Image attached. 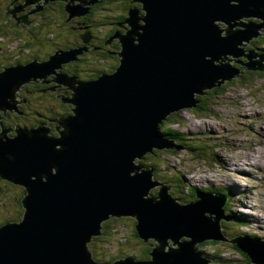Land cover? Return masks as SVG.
<instances>
[{
  "label": "water",
  "instance_id": "1",
  "mask_svg": "<svg viewBox=\"0 0 264 264\" xmlns=\"http://www.w3.org/2000/svg\"><path fill=\"white\" fill-rule=\"evenodd\" d=\"M63 1L74 16L97 3ZM132 2L140 9L128 8L129 28L114 34L119 65L76 86L73 113L63 118L58 136L38 130L13 138L0 134V177L27 192L20 220L0 226V264H100L89 244L111 218H132L150 250L145 260L124 257L107 264H208L197 248L206 241H229L249 264H264V241L227 240L222 233L225 197L197 191L195 201L182 202L139 163L152 152L147 150L174 148L159 133L163 120L193 107V93L217 88L240 72L229 56L247 60L239 46L264 31V0ZM71 50L0 72L1 109L12 108L19 84L79 53ZM257 62L261 70L264 57ZM237 63L246 71L257 68Z\"/></svg>",
  "mask_w": 264,
  "mask_h": 264
},
{
  "label": "rangeland",
  "instance_id": "2",
  "mask_svg": "<svg viewBox=\"0 0 264 264\" xmlns=\"http://www.w3.org/2000/svg\"><path fill=\"white\" fill-rule=\"evenodd\" d=\"M9 1L10 0H2L0 7L2 5L4 6L5 2ZM42 1L49 0L35 1L36 5H34L33 8V12H35L34 16L29 17L30 14H27L25 10L27 7L34 4V2H31L23 6L22 12L26 17H22L15 21L14 27L5 24L9 29L5 28L4 31L1 30V72L11 69L10 67L14 65V62H18V65H23L25 63V61L22 63L23 59L27 58L32 53H40L42 45L46 46L50 54L56 56L60 54L61 50L69 51L65 50L67 47L64 48L63 44H66V41L70 38L69 36L65 38V34L62 31L65 29L64 27H66V24L70 25V23H72V25L76 24L77 26H83V24H77L78 21H81V18H86L89 21V26L91 27H87L86 30L90 31L92 35L95 36L92 38V43L96 42L97 38L103 37L105 39V32L110 31V33H112V30L116 27L114 24L113 29H108L118 16L117 12L119 13L120 4L117 3L114 4V6L112 4L99 5L103 0H97L96 5L92 6L90 10L88 9V13L85 15L74 16L69 14V18L66 15L61 17V19H56L54 22H48L51 23L49 36H41L43 29L38 26L41 24L40 20H45V18L42 17V13H44L49 5ZM50 2L65 3V8L67 5V2L63 0H50ZM11 3L16 5V0ZM73 4H78V1H72V6ZM133 4H136V2H132V5ZM10 14L7 11L4 13L5 16ZM59 20H61V22H59ZM109 20L112 21L110 22ZM29 26L31 31H27V34L21 32L18 34V37H15L17 36L14 34V32H16L15 29L22 30L24 27L28 28ZM62 26L64 27L62 28ZM125 27L129 28L128 26H123L122 33ZM262 30H264V28ZM87 31H82L81 34L85 39H87V36H90V32ZM74 33L77 34L76 30H74ZM261 34L264 35V31H262L258 37H253L249 46L247 42H245L247 43L245 44L246 46H239L240 49L242 48L244 50V54L247 55V60L244 58L238 60V58L229 56L231 66H235V68L240 70L230 82H225L218 88H211V86L200 90V92L193 93V107L180 108V110L175 113V115L177 114L176 117H173V114L168 116L171 117L169 119L170 127L173 130H177L179 137L183 139L181 143L183 146L179 148V145L176 143L177 145H173L174 147H178L177 150L172 148L155 150L159 151L157 154L159 158L156 157V159L159 162L162 161V165L159 166L161 171H153V178L158 182L167 183V186L171 187L170 193L172 192L175 197L178 196L183 199H188L189 194H191V189L194 188L210 189L211 192L219 188L227 189L232 195V198L231 201H227L228 197L225 196L226 202L229 203V207L227 203L225 205L227 207L225 214L229 216V218L228 221H223V223L226 224V226L230 225L232 218L237 215L238 219L242 220V222H246V224L242 225L243 227L246 225L244 228L246 230H242V227H238L236 229L237 231L247 232L248 235H254L257 239H262L264 241V67L261 70L258 69L260 64L257 62L259 61V55L257 53L264 55V47H259L260 49L256 48L258 49L256 51L252 49V44L258 42L259 36L262 37ZM81 48L84 49L83 46ZM81 48H76V50L79 51ZM107 49L112 50L110 45H105L104 50L107 51ZM79 53L76 55L81 56V58H79L80 61H78L79 64H74L76 59L70 61L73 63V69H83L85 70L84 72L88 73L90 66H93L91 52L85 49L84 51L81 50ZM115 57L116 55H107V58L110 60L107 64L105 62L101 63V58H97L98 61L96 60V62H98L99 67H96L95 71L100 72L95 73L92 78H97L100 74H110L114 72L112 68L115 66V62H112V60H114ZM237 61L242 63L247 62L249 65L252 63L257 68L251 71L258 73L252 74L251 72H245L243 69L245 67L247 68V66L243 68ZM62 64H65V62ZM241 67L243 69H241ZM59 69L60 67L57 70H53L51 73L39 75L35 80L33 78L19 84V87L15 90L12 108L6 110L12 111V113L14 112V116H18L16 114H19L17 110V108H19L24 112L22 117L27 118L24 121L18 120L19 122H26L25 124L33 121L43 122V125L37 124L39 127L49 128V135H54L52 130L55 132V126H60L59 123L63 120L62 118L58 120V117L63 116V118H66L72 115L73 111L71 109L70 114L64 116V112L66 111L64 109L68 106L71 108L74 107V105L70 104L68 101L61 104V102L54 100V98L49 97L47 94L49 91V94L52 96L56 94L58 98L62 99L71 97L73 93V91L63 84H60V86L64 88L63 91L54 92L56 87L59 88V81L56 82L55 79L52 80V78L58 76L57 72ZM58 78L60 79V77ZM51 80L54 83L50 84ZM27 85L29 86V92L25 93V98L23 92L20 90ZM38 90L40 93H38ZM197 96H204V99L205 97L208 98L206 99L209 103L208 111L214 112L201 115L200 117L197 116V112L193 111V108L199 104ZM29 101L32 102L30 103ZM30 104L35 107L34 110L30 107ZM13 106H17V108H13ZM63 110L64 112H62ZM168 117L165 120H167ZM52 124L56 125L52 126ZM26 128L31 129L32 127ZM56 136H58V134H56ZM162 136L164 137V135ZM195 139L204 142L206 144L205 147L208 146L206 151L191 148ZM151 159L155 158L152 157ZM142 161H149V158ZM0 182H4L5 185V188L2 187L5 193L0 191V194H2V196H0V221H8L15 217L16 209L15 205L11 203V197L16 194H14L13 191L17 189H15L16 186H14V184H8L5 181ZM204 189H200V192L206 193ZM190 199H194L192 194ZM134 224L135 221L132 218H121L111 221L108 225L110 227H116V231L108 232L100 240L91 241L89 244V249L93 257L102 252H104L102 258L107 260L110 257L118 256L133 255L135 257H140L145 250V245L134 236ZM220 228L222 230V225H220ZM226 231L230 232L231 228L227 226ZM237 235H233L232 239L237 237ZM230 244L232 243L227 241L218 245H213L209 241H206L203 244L197 245V248L203 252L204 256L218 252L219 254H215L219 255L218 258L220 260H229L230 258L231 262L229 264H245V256L234 249L228 248L231 247ZM209 263L217 264L216 262ZM100 264L107 263L104 262Z\"/></svg>",
  "mask_w": 264,
  "mask_h": 264
},
{
  "label": "trees",
  "instance_id": "3",
  "mask_svg": "<svg viewBox=\"0 0 264 264\" xmlns=\"http://www.w3.org/2000/svg\"><path fill=\"white\" fill-rule=\"evenodd\" d=\"M18 1V0H17ZM21 1H23V0H21ZM30 0H25V3L26 2H29ZM49 5L47 6V8L45 9V11H44V13H42L43 14V16L42 17H44L45 18V20L44 21H42V20H40V25L38 26L39 28H42L43 30H42V32H41V36H43V35H45V36H49V32H50V30H51V23H48V22H50V21H56V19H61V17H63V16H68V18H69V13H68V11L66 10V8H65V3H61V2H47ZM117 3H119L120 4V9H119V13H120V15L121 14H123L124 12H126V13H124V16L122 17V18H120V21L121 22H123V20L127 17V9L128 8H130V7H135L136 9H140V5H138V4H130L129 3V0H103V1H101V3L99 4V5H104V4H112L113 6H114V4H117ZM34 5L35 4H33V5H31V6H29V7H27V12H31L32 10H33V8H34ZM119 13L117 12V14L119 15ZM35 15V12H32L31 14H30V16L29 17H31V16H34ZM119 15V16H120ZM110 22L112 21V20H109ZM0 22H1V20H0ZM2 22H3V20H2ZM59 22H61V20H59ZM46 24V25H44V24ZM63 23V22H62ZM99 23V22H98ZM102 24H105L104 22H101ZM86 24L87 25H89V21L88 20H86ZM72 23H70V25H67L66 24V27H64V26H62V28L64 27L65 29H63V33L65 34V38L67 37V36H69V40L68 41H66L67 43L66 44H63V46L64 47H69V46H75V48H73V49H79V47L81 46H83L84 47V49H86L87 48V46H88V44H86L85 46L83 45L84 44V42L81 40V39H79V37H77V34L74 36V38L75 39H73V35H74V31H72ZM114 21H113V23H112V25H111V27H110V30L111 29H113L114 28ZM80 27H82L83 28V30H85V26H84V24H83V26H80ZM91 27V26H90ZM1 29H3V25L2 24H0V36H1ZM16 30V29H15ZM83 30H81V33H82V31ZM109 32L110 31H108V32H105L106 33V37L105 38H107L108 37V35H109ZM24 34H27L26 32H23ZM78 33V32H77ZM14 34H16L17 36H15V37H18V34L19 33H14ZM29 37V36H28ZM30 38V37H29ZM31 39V38H30ZM258 42H256V43H254V44H252V47L253 48H262V46L264 45V36H262V37H259V39L257 40ZM79 46V47H78ZM259 48V49H260ZM69 51L71 50V49H68ZM89 50V49H88ZM263 50V49H262ZM264 51V50H263ZM50 55V51H48L47 49H46V46H44V45H42V47H41V50H40V53H32V54H30V56H28L27 58H24L23 59V61H22V63H24V61H25V63L27 64V63H30L31 61H38V62H42L43 61V59H44V61H46L48 58V56ZM80 55H83V54H80ZM79 58H81V56H76V61H77V59H79ZM39 60H41V61H39ZM0 61H2L1 59H0ZM114 62H115V64H118V62L116 61V60H114ZM24 63V64H25ZM16 64H18V62H14V66L16 65ZM13 66V65H12ZM245 72H251L252 74H257L256 72H252V71H246V70H244ZM1 72V71H0ZM81 73V74H80ZM68 74H70V75H72V76H76V77H80V79L81 80H84V79H86V78H90L91 76H88V73H86V72H84V71H79L78 73H76V72H73L72 70H70V72L68 73ZM245 74H247V73H245ZM87 76V77H86ZM93 79V78H92ZM95 79V78H94ZM89 80H91V79H89ZM86 81V80H85ZM24 88H29V86H26V87H24ZM218 88V87H217ZM207 92V91H206ZM205 92V93H206ZM204 93V94H205ZM49 96V95H48ZM197 101L199 102V104H197L196 105V107H194L193 109V111H195V112H197L196 114H197V116H201V115H206V114H209V113H212V112H214V111H208V109H209V107H208V102H207V100L206 99H208V98H206L205 97V99H204V96H197ZM205 101V102H204ZM30 107H32L33 109L35 108L34 106H32V104H30ZM65 113H69L67 110L64 112V114ZM67 114H65L64 116H66ZM173 117H176L177 116V114L175 115V113L172 115ZM171 117H168V119L167 120H165V121H163L162 123H160L159 125H158V129H159V133H161V134H163V135H166L168 138H170V139H172V140H174L176 143L177 142H181L182 143V141H183V139L182 138H180L179 137V133L178 132H176V131H172L170 128H169V126H170V124H169V119H170ZM53 131V133H54V130H52ZM14 134V133H13ZM13 134H11V135H13ZM54 136H56V135H54ZM201 140H196L195 139V141H194V143L192 144V146H191V148L192 149H200V150H203V151H206V148L208 147H205L206 146V144L204 143V142H200ZM200 142V143H199ZM161 152V151H160ZM159 153V151H152V152H150V153H147L146 155H144V157L139 161V163L144 167V168H147V169H151V170H159V171H161V169H159V166L160 165H162V161H157V159H156V157H158L159 158V156L157 155ZM152 157H154L155 159H151ZM146 158H149V161H146V162H144V161H142V160H145ZM4 188V187H3ZM196 190H200V189H191V194L194 196L195 195V192H196ZM0 191L2 192L3 190H2V186L0 185ZM204 191L205 192H207V193H217V194H220V195H225L226 197H228V201H231V198H232V195L230 194V192L227 190V189H224V188H219V189H215L214 191H210V189H204ZM4 192V191H3ZM191 194H189V198L188 199H183L182 197H176V198H178V199H180L182 202H185V201H188L189 199H190V196H191ZM0 196H2V194H0ZM174 196V195H173ZM175 197V196H174ZM5 198H6V196H5ZM4 198V199H5ZM3 199V200H4ZM15 202V201H14ZM14 202H12V200H11V203H14ZM20 203H21V200H19V201H16L15 202V207H20ZM227 206L229 207V203L227 204ZM21 207H22V205H21ZM23 209V208H22ZM22 209H21V211L19 212V213H15V217L13 218V219H11V222H15V221H19L20 220V217H21V214H22ZM227 209V207L225 206V210ZM229 217V216H228ZM231 217V216H230ZM118 219H121V218H118ZM116 219L115 218H111V219H109V220H107V221H104L103 222V224H102V230H101V232L103 233V234H101L100 236H98V237H95L94 239H93V241L94 240H100L106 233H108V232H112V231H116V227H110L108 224L111 222V221H115ZM7 222V220L5 221V220H2L1 221V223L2 224H5ZM243 224H246V222H242V220H240V219H238V217H233L232 218V221L230 222V225H227L229 228H231V231L230 232H227L226 231V229H227V226H226V224H224V223H222V233L224 234V236H225V238L226 239H232V236L233 235H237V234H241L242 235V233H244V232H240L239 230L237 231L236 229L238 228V227H241ZM135 225V224H134ZM236 226V227H235ZM133 233H134V236L139 240V241H141L142 242V240H140L138 237H137V235H136V231H135V228H134V226H133ZM254 235H252V237H253ZM231 237V238H230ZM110 240V239H109ZM112 240V239H111ZM211 244H213V245H218V244H221L222 242H212V241H209ZM143 243V242H142ZM144 244V243H143ZM145 245V250L142 252V255L140 256V257H135V256H133V255H129L130 257H132V258H134V259H137V260H145V259H148L149 258V256H148V252H149V250H150V248H149V246L147 245V244H144ZM147 245V246H146ZM231 245V247H228V248H231V249H234V250H236L238 253H240V251L236 248V246L235 245H233V244H230ZM200 251V250H199ZM201 252V251H200ZM203 253V252H202ZM215 253H217V254H219L218 252H215ZM215 253H213V254H211V255H208V256H206L207 257V259L210 261V262H216L217 264H221V263H223V264H229L230 262H231V259L229 258V260H220L219 258H218V256L219 255H217V254H215ZM241 254V253H240ZM103 255H104V252H102V253H99V254H97V255H95L94 256V258H95V260L97 261V262H99V263H104V262H106V263H109V262H112V261H114V260H116V259H118V258H122V257H125V256H118V257H110L108 260L107 259H103L102 257H103ZM245 259V261H246V263L248 264L249 263V259L247 258V257H245L244 258ZM221 261H223V262H221ZM245 263V264H246Z\"/></svg>",
  "mask_w": 264,
  "mask_h": 264
},
{
  "label": "flooded vegetation",
  "instance_id": "4",
  "mask_svg": "<svg viewBox=\"0 0 264 264\" xmlns=\"http://www.w3.org/2000/svg\"><path fill=\"white\" fill-rule=\"evenodd\" d=\"M14 0H10L9 2H5L4 3V6L2 5L1 7H0V20H1V22H0V24H2L3 25V29H1V30H3L4 31V29L6 28V29H9L6 25H9L10 27H14V23H16L15 21H17L18 19H20V18H22V17H26L25 16V14L22 12V10H23V6H26L27 4H28V2H26L25 3V0H23V1H21V0H16V5L14 4V3H11V2H13ZM0 4H2V0H0ZM26 10V13L27 14H31L30 12H27V8L25 9ZM24 10V11H25ZM8 12L10 15H7V16H5L4 15V13L5 12ZM22 12V13H21ZM124 13H126V12H124ZM124 13L123 14H121L120 16L118 15L117 16V18H116V20L114 21V24L116 25V27L112 30V33H110L109 32V35H108V37L107 38H103V37H101V38H97V41L96 42H93L92 43V38L93 37H95L94 35H92V33L90 32V31H87L86 30V28L87 27H90L89 25H87L86 24V18H81V21L79 22H77V24H84V26H85V30H83V32L84 31H87V32H90V36L88 37L87 36V41L88 42H84V46L86 45V44H88V46H87V48H86V50H88L89 49V51L91 52V55H92V58H93V62H92V64H93V66H90V69H88V76H91L90 78H86V79H84V80H81L80 79V77H76V76H72V75H70V74H68L69 72H70V70H72L73 72H76V73H78L79 71L81 72V71H85V70H83V69H78V70H74L73 69V63H71V62H69V63H65V64H62L61 65V67H60V69L58 70V72H57V75L59 76V75H62V76H60L61 78V80L58 78V77H53L52 78V80L53 79H55V81L56 82H58L59 80V88H57L56 87V89H55V91L54 92H56V91H63L64 90V88L63 87H61L60 86V84H63L64 86H67L71 91H73L72 89H73V87H74V85H78L79 84V81H85V80H89V79H92V77H93V75L95 74V73H97V72H100V71H95L96 70V67H99V65H98V62H96V60H97V58H101V63H108V62H110V60L107 58V55L108 56H112V55H116V57H115V59L114 60H116L117 61V54H118V52H119V48H120V45H119V42H118V40L114 37V35H113V33L114 32H116V31H122V28H123V23L120 21V18H122L123 16H124ZM13 14V15H12ZM4 15V16H3ZM10 18H12V19H10ZM2 19H3V22H2ZM28 22L30 23V21L28 20ZM9 23V24H8ZM113 23V22H112ZM112 23H111V25H112ZM6 24V25H5ZM6 26V27H5ZM23 26V25H22ZM72 26V31H74V30H76V32H78L77 33V37H79V39H80V37H82V33L80 32V30L81 29H83L82 27H80V26H77L76 24H74V25H71ZM30 26L28 27V28H23L22 30H18V29H16L15 31L16 32H14V33H21V32H27V31H31L30 29ZM109 30H110V28H108ZM76 34L74 33V35H73V39H75L74 38V36H75ZM81 35V36H80ZM1 37V36H0ZM105 45H110V48L112 49V50H109V49H107V51H105L104 50V47H105ZM79 47V46H78ZM64 48H66V47H64ZM73 48H75V46H72V47H67L65 50H68V49H73ZM258 48V47H257ZM1 50V49H0ZM107 52V53H106ZM51 55V54H50ZM49 55V56H50ZM48 56V57H49ZM47 57V58H48ZM44 60V59H43ZM114 60H112V62H114ZM78 61H80V59H77V61H75L74 62V64L76 65V63H78L79 64V62ZM98 61V60H97ZM79 68H80V66H79ZM110 68V67H109ZM242 69V68H241ZM2 70V68L0 67V71ZM81 74V73H80ZM64 77H67V78H69V77H72V81H75V82H72V85L68 82V80H67V78L66 79H64ZM76 77V78H75ZM87 77V76H86ZM94 79V78H93ZM51 80V82H50V84L51 83H54L53 81ZM46 84V83H45ZM55 85V84H54ZM28 86V85H27ZM51 86V85H50ZM53 86V85H52ZM29 88H24V87H22V90H20L21 92H23V95H24V97L26 98V95H25V93H28L29 92V90H28ZM42 91V90H41ZM37 92V91H36ZM43 92V91H42ZM38 93H40V91L38 90ZM63 93V92H62ZM47 94L49 95V97H51V98H54V100H57V101H59V102H61V104L63 103V102H65V101H71L72 100V97H73V93H72V95H71V97H65V98H58V96L55 94L54 96H52L51 94H49V91L47 92ZM30 102V101H29ZM32 102V101H31ZM30 102V103H31ZM13 108H17V106L15 107V106H13ZM71 107H67L66 109H64V110H67L69 113H65V114H67V115H69L70 114V111H71ZM17 110H18V113L19 114H16V115H18V116H14V112L12 113V111L10 112V111H8V110H6V108H3L2 110H1V107H0V134H3L4 136H6L7 138H13V137H15V136H17V135H19L20 133L21 134H23L24 132H23V127H32V128H34V127H39V125L38 124H44L43 122H37V121H33V122H29L28 124H25L26 122H19L18 120H22V121H24L25 119H27L26 117H22L23 116V114H24V112L22 111V110H20L19 108H17ZM34 110V109H33ZM64 110L62 111V112H64ZM60 118H62L63 119V116L62 117H58V120L60 119ZM38 123V124H37ZM56 124H52V126H55ZM58 130H59V126H55V131H57L58 132ZM4 131V132H3ZM57 132L55 133L54 132V135H56L57 134ZM14 133V134H13ZM11 134H13V135H11ZM0 181H5L6 183H8V184H11L9 181H6V180H4V179H2V178H0ZM7 184V185H8ZM0 185L2 186V187H4L5 188V185H4V182L3 183H1L0 182ZM14 186H16L15 187V189H17V190H14L13 192H14V194L15 195H12V197H11V200H12V202H16V201H19V200H21V198L23 197V195L25 194V191H24V189L21 187V186H19V185H14ZM4 191V192H3ZM2 192L3 193H5V190H3ZM15 202L12 204V205H14L15 204ZM15 213H19L20 211H21V209H22V207H21V203H20V207H15ZM22 213H23V209H22ZM22 215V214H21ZM8 222H11V219L10 220H8L6 223H8ZM222 223H223V221H221V225H222ZM1 225H3L2 223H1V221H0V226ZM243 254V253H242ZM243 256H245L244 254H243ZM210 262V261H209ZM210 264V263H209Z\"/></svg>",
  "mask_w": 264,
  "mask_h": 264
},
{
  "label": "bare ground",
  "instance_id": "5",
  "mask_svg": "<svg viewBox=\"0 0 264 264\" xmlns=\"http://www.w3.org/2000/svg\"><path fill=\"white\" fill-rule=\"evenodd\" d=\"M256 50H258V49H256ZM81 50H79V52H80ZM259 56H264V55H261L260 53H257ZM76 58V56L73 58V59H71V60H69V61H67V63H69L70 61H74V59ZM76 78V77H75ZM69 79H72V77L71 78H68L67 80H69ZM95 79H97V78H95ZM94 79V80H95ZM90 81H92V79L91 80H86V81H79V84H83V83H86V82H90ZM220 87V86H219ZM68 102H70V104H74L73 102H71V101H68ZM43 125V124H42ZM62 129H64V126L63 125H61L60 124V126H59V130L58 131H60V130H62ZM27 130H38V131H40L41 133H43L44 135H49V128H47V127H34V128H31V129H28V128H23V132H25V131H27ZM212 131V130H211ZM4 132V131H3ZM55 132H57V131H55ZM163 135V134H162ZM50 136H53V135H50ZM174 145H177V144H174ZM58 147V146H57ZM164 149H170V148H156V149H150V150H147V151H155V150H164ZM172 149H178V147H174V148H172ZM261 165V164H260ZM145 169H147V168H145ZM51 171V170H50ZM1 178V177H0ZM3 179V178H2ZM5 180V179H4ZM41 180H42V178H41ZM7 181V180H6ZM16 185V184H15ZM19 185V184H18ZM161 185V184H160ZM19 186H21L23 189H24V191H25V194L23 195V197L21 198V201H22V199L24 198V196L27 194V192H26V189L22 186V185H19ZM207 193V192H206ZM22 205V204H21ZM23 207V206H22ZM8 223H10V222H8ZM7 224V223H6ZM2 226V225H1ZM235 238H239V237H235ZM235 238H233L234 240H235ZM209 261V260H208ZM209 264V263H208Z\"/></svg>",
  "mask_w": 264,
  "mask_h": 264
},
{
  "label": "clouds",
  "instance_id": "6",
  "mask_svg": "<svg viewBox=\"0 0 264 264\" xmlns=\"http://www.w3.org/2000/svg\"><path fill=\"white\" fill-rule=\"evenodd\" d=\"M130 1V0H129ZM43 2V1H42ZM47 2H50V0L49 1H46V3ZM37 5H39V4H37ZM75 4H73V6H74ZM96 4H94V5H92V6H95ZM91 6V7H92ZM91 7H90V9H91ZM33 12V10L30 12V13H32ZM69 17H70V15H69ZM126 19V18H125ZM244 22V21H243ZM117 32H121V31H117ZM116 33V32H115ZM115 33H113V35L115 34ZM81 36V35H80ZM264 36V35H263ZM260 37V36H259ZM117 39V38H116ZM82 40V39H81ZM118 40V39H117ZM83 41V40H82ZM252 41V40H251ZM88 42V41H87ZM118 42H119V40H118ZM119 45H120V42H119ZM252 49H254V50H256L255 48H252ZM61 51H63V50H61ZM119 53H120V48H119V52H118V54H117V62H118V64H119ZM52 55V54H51ZM50 55V56H51ZM32 62V61H31ZM16 65H18V64H16ZM14 66V65H13ZM112 69H114L115 70V68L113 67ZM67 78V77H66ZM64 79H65V77H64ZM73 80V79H72ZM71 79H69L68 80V82L72 85V82H75V81H72ZM72 81V82H71ZM79 85V84H78ZM78 85H74V87H73V96H74V93H75V91H74V89L76 88V86H78ZM73 98V97H72ZM59 124H61V122L59 123ZM196 192H197V190H196ZM196 192H195V194H196ZM198 192H200V190H198ZM174 197V196H173ZM174 198H176V197H174ZM194 199H197L196 198V196L194 195ZM180 200V199H179ZM191 199H189L188 201H190ZM188 201H185V202H188ZM103 224V223H102ZM125 257H130V256H125ZM94 258V257H93ZM122 258H124V257H122ZM118 259H120V258H118ZM94 260H95V258H94ZM96 261V260H95ZM113 262V261H112ZM99 263V262H98ZM110 263V262H109Z\"/></svg>",
  "mask_w": 264,
  "mask_h": 264
}]
</instances>
